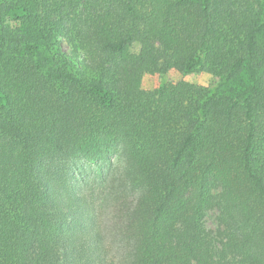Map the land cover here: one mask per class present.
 Returning <instances> with one entry per match:
<instances>
[{
    "label": "trees",
    "instance_id": "obj_1",
    "mask_svg": "<svg viewBox=\"0 0 264 264\" xmlns=\"http://www.w3.org/2000/svg\"><path fill=\"white\" fill-rule=\"evenodd\" d=\"M103 215L122 264H264V0H0V264H111Z\"/></svg>",
    "mask_w": 264,
    "mask_h": 264
},
{
    "label": "rangeland",
    "instance_id": "obj_2",
    "mask_svg": "<svg viewBox=\"0 0 264 264\" xmlns=\"http://www.w3.org/2000/svg\"><path fill=\"white\" fill-rule=\"evenodd\" d=\"M179 79H185L190 82L194 83H200V84H206L209 81V75L205 73H193L189 75H182L178 72H171L165 76L161 75H146L144 78V85L146 88L149 89H155L162 85L164 82L171 81V80H179ZM107 189V188H106ZM102 220V226L104 230V234L106 235L107 245H108V262H111V264H122L121 263V254L122 251L118 246V243H114L113 236L114 232H111L112 227H110V219L103 215ZM207 226L211 230H215L217 228V212L212 211L208 214L207 220H206Z\"/></svg>",
    "mask_w": 264,
    "mask_h": 264
}]
</instances>
